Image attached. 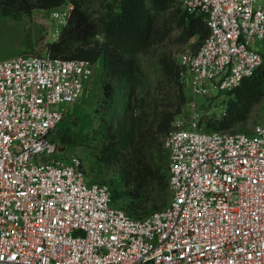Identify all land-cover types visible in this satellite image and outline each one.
<instances>
[{"label": "built area", "instance_id": "1", "mask_svg": "<svg viewBox=\"0 0 264 264\" xmlns=\"http://www.w3.org/2000/svg\"><path fill=\"white\" fill-rule=\"evenodd\" d=\"M180 3L208 29L179 57L192 96L225 94L264 62V0ZM92 70L48 50L0 61V264H264V117L249 134L208 131L192 106L162 138L168 205L132 218L78 157H54Z\"/></svg>", "mask_w": 264, "mask_h": 264}, {"label": "trees", "instance_id": "2", "mask_svg": "<svg viewBox=\"0 0 264 264\" xmlns=\"http://www.w3.org/2000/svg\"><path fill=\"white\" fill-rule=\"evenodd\" d=\"M66 1L0 0V16L16 18L28 15L34 9L59 7ZM68 2L70 9L65 16L64 24L56 39L46 44V49L52 57L87 60L92 64L100 62L102 114L109 116L111 120L102 132L103 137L110 143L103 149L102 159H108V152L114 150L115 155L119 157L117 161L121 162L123 167V178L127 177L133 184L135 190L133 198H138V192L151 179H154L155 186L161 193L168 187V161L162 140L159 144L158 138H163L172 128L175 115L180 113V107L186 101L182 90L184 84L180 80L179 64L176 65L169 51H161L157 56V64L162 76L174 83L172 97L175 100L164 105L161 110L154 109L153 119L144 126L148 137L143 140V134L136 126L140 118L132 116L128 104L133 92V80L137 78L136 55L150 51L154 44L153 28L157 18L174 5L181 7L177 19L179 35L174 41L175 44H184L194 36L201 43L208 32L204 16L187 12L182 8L180 0H118L101 5L94 12L87 8L84 0H68ZM114 84L118 86L119 92H122L121 95L116 93ZM225 94L228 98L221 116L211 119L205 117L202 121V125L208 131L222 132L220 130L246 121L252 108L264 102V62L250 76L243 77L237 86ZM122 101H124L123 106ZM119 106L121 110L116 113L115 110ZM113 119H116L114 125ZM104 124L105 122H102V125ZM55 138L63 144L71 143L64 133L55 132ZM146 150L151 151L149 156L146 155ZM156 154L166 159V181L160 174L159 165L148 159ZM164 205L165 201H159L154 208H161Z\"/></svg>", "mask_w": 264, "mask_h": 264}, {"label": "rangeland", "instance_id": "3", "mask_svg": "<svg viewBox=\"0 0 264 264\" xmlns=\"http://www.w3.org/2000/svg\"><path fill=\"white\" fill-rule=\"evenodd\" d=\"M87 8L94 12L101 5L114 3L115 0H84ZM70 9L68 0L59 7L50 9H34L28 15L19 17L0 16V61L13 58L17 55L28 53H43L46 44L58 35L65 16ZM180 5H174L164 14L157 18L153 28L154 44L146 54L136 55L137 73L133 80V92L130 95L128 104L133 117L140 118L136 123L138 131L141 132L142 139L146 140L148 132H145V125L153 119L154 109L161 110L164 105L173 102L174 83L162 76L157 64V56L163 51L170 52L172 59L179 64V57L186 51H193L200 44L196 36L190 38L184 44H175L174 41L179 35L177 19ZM37 20L42 22V32L40 39L34 42L33 25ZM100 40V38L97 37ZM253 48L264 55V42L254 43ZM101 65L100 62L93 64L92 75L85 84L83 93L78 101L65 107V114L62 122L57 126L56 132L64 133L71 143L63 144L58 141V150L54 157L62 159L64 162L72 156L78 157L81 167L89 182H97L105 185L110 193L112 203L126 211L134 218H141L154 211L166 207L171 195L168 187L159 193L155 186L154 179L138 192V198H133V184L127 177L122 176L121 162L115 155L114 150L108 152V159H102V151L108 147L109 141L103 137L102 132L111 120L109 116H103L102 88H101ZM117 94H122L115 85ZM185 96V103L180 107V113L175 115L174 120H186L190 114L192 106L197 108L201 117L218 118L224 111V103L227 95L224 93H213L208 97H195L189 93L186 85L182 87ZM122 106L124 101L121 102ZM121 110L119 106L116 111ZM264 117V105L256 104L246 121L233 124L225 130L226 133L249 134L253 126ZM102 122H105L102 125ZM116 119L112 120V124ZM113 124V125H114ZM144 132V133H143ZM162 137L158 138L159 144ZM110 145V143H109ZM146 155L151 151L146 150ZM153 163L159 165L160 174L166 181V159L162 155H151L148 157ZM135 195V194H134ZM161 196V197H160ZM160 199V200H159ZM159 201H165L161 208H154Z\"/></svg>", "mask_w": 264, "mask_h": 264}, {"label": "water", "instance_id": "4", "mask_svg": "<svg viewBox=\"0 0 264 264\" xmlns=\"http://www.w3.org/2000/svg\"><path fill=\"white\" fill-rule=\"evenodd\" d=\"M33 33H34V42H37L38 39H40L41 37V33H43L42 22L40 20H37L33 25Z\"/></svg>", "mask_w": 264, "mask_h": 264}, {"label": "crops", "instance_id": "5", "mask_svg": "<svg viewBox=\"0 0 264 264\" xmlns=\"http://www.w3.org/2000/svg\"><path fill=\"white\" fill-rule=\"evenodd\" d=\"M115 1H118V0H115ZM114 5H115V8H117V3H115ZM56 37H57V35H56V36H54L52 40H55V39H56Z\"/></svg>", "mask_w": 264, "mask_h": 264}, {"label": "snow or ice", "instance_id": "6", "mask_svg": "<svg viewBox=\"0 0 264 264\" xmlns=\"http://www.w3.org/2000/svg\"><path fill=\"white\" fill-rule=\"evenodd\" d=\"M0 259H2V258H0Z\"/></svg>", "mask_w": 264, "mask_h": 264}]
</instances>
